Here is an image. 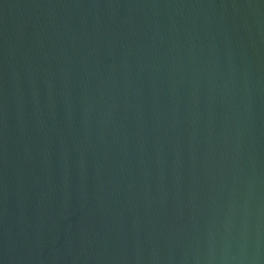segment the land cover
I'll list each match as a JSON object with an SVG mask.
<instances>
[{"label": "water", "instance_id": "95a60500", "mask_svg": "<svg viewBox=\"0 0 264 264\" xmlns=\"http://www.w3.org/2000/svg\"><path fill=\"white\" fill-rule=\"evenodd\" d=\"M0 264H264V0H0Z\"/></svg>", "mask_w": 264, "mask_h": 264}]
</instances>
